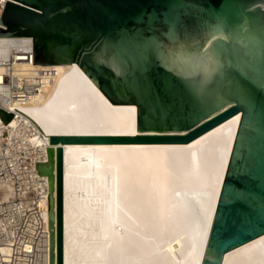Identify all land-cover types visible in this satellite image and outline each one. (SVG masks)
Returning a JSON list of instances; mask_svg holds the SVG:
<instances>
[{"label": "water", "instance_id": "1", "mask_svg": "<svg viewBox=\"0 0 264 264\" xmlns=\"http://www.w3.org/2000/svg\"><path fill=\"white\" fill-rule=\"evenodd\" d=\"M0 37H31L33 64L76 62L137 106V134L49 136L50 264H64L62 145L187 143L239 113L200 264L264 235V0H7Z\"/></svg>", "mask_w": 264, "mask_h": 264}, {"label": "bare ground", "instance_id": "2", "mask_svg": "<svg viewBox=\"0 0 264 264\" xmlns=\"http://www.w3.org/2000/svg\"><path fill=\"white\" fill-rule=\"evenodd\" d=\"M0 106L13 113L0 148L39 163L51 135L137 134L135 104H113L76 62L33 64L31 37H0ZM240 118L187 143L62 145L64 264H200ZM223 264H264V235Z\"/></svg>", "mask_w": 264, "mask_h": 264}, {"label": "built area", "instance_id": "3", "mask_svg": "<svg viewBox=\"0 0 264 264\" xmlns=\"http://www.w3.org/2000/svg\"><path fill=\"white\" fill-rule=\"evenodd\" d=\"M6 1L0 2V17ZM2 135L6 139L8 131ZM13 152L19 156L0 148V264H47V186L36 170L41 156Z\"/></svg>", "mask_w": 264, "mask_h": 264}, {"label": "snow or ice", "instance_id": "4", "mask_svg": "<svg viewBox=\"0 0 264 264\" xmlns=\"http://www.w3.org/2000/svg\"><path fill=\"white\" fill-rule=\"evenodd\" d=\"M0 2H2V0H0Z\"/></svg>", "mask_w": 264, "mask_h": 264}]
</instances>
